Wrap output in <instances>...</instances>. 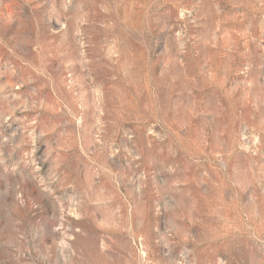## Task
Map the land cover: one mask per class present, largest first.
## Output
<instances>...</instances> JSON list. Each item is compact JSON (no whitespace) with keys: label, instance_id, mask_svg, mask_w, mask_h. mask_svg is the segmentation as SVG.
<instances>
[{"label":"rangeland","instance_id":"374dc122","mask_svg":"<svg viewBox=\"0 0 264 264\" xmlns=\"http://www.w3.org/2000/svg\"><path fill=\"white\" fill-rule=\"evenodd\" d=\"M0 264H264V0H0Z\"/></svg>","mask_w":264,"mask_h":264}]
</instances>
